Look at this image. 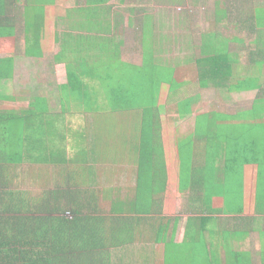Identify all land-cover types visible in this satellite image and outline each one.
<instances>
[{
    "label": "crops",
    "instance_id": "0c3cea01",
    "mask_svg": "<svg viewBox=\"0 0 264 264\" xmlns=\"http://www.w3.org/2000/svg\"><path fill=\"white\" fill-rule=\"evenodd\" d=\"M167 1L0 0V9L3 8L0 11H4V14L0 13V69H5L3 74L9 75V78L0 80V88L9 85V82L12 83L10 89L21 93L22 109L25 108L27 113L35 109L36 100L41 96L50 100L47 138L55 129L54 117H64L62 122L69 126L66 127L63 136L57 140H51L50 160L53 161L56 155H60L61 162L59 163L64 171V185L68 189L77 188L87 176L85 180L93 185L111 189L109 196L100 199L105 212L96 211L101 216L105 215L106 222L111 227L123 229L125 221L128 223L138 217L147 220V223L141 226H131L132 228L128 226L125 230L131 232L124 234L125 239L121 246L110 250V257L106 256L102 259L99 251L91 253L95 264H182L183 251L190 253L195 264H264L262 255L261 259L258 256V253L263 250L261 242L264 241V208L257 210L253 206L257 201L264 200V176L257 159L259 166H246L245 164V161L250 163L253 160L252 157L256 158L252 146L247 148L246 152L239 154V150L229 143L217 141L219 138L215 141L209 140L195 133L196 130H202V124L199 126L196 124V115L204 113L236 116L235 114L246 112L249 114V120L254 124L264 122V111L258 119L253 113L254 100H259L262 93L257 90L230 93L229 83L233 84L244 78L234 73H232L233 77L226 82L223 81V86L210 90H204L199 86V78L182 75L183 60L196 55L186 52L198 49L204 36L206 40L215 42L218 51L226 45L230 47L233 42L239 43L236 38L231 37L229 30L233 31L232 33L236 32L240 20L219 19L215 12L216 18L210 23L208 29L200 33L198 37L192 38L194 26L192 21L196 20L194 14L198 12L199 7L207 10L205 6L213 4L214 0H173L176 15L169 23L164 14L166 5L159 6ZM244 1L247 2V0ZM190 8H196V12L190 14ZM18 12H22V15L15 16L14 13ZM28 12L32 14L29 15ZM68 13L71 14L67 16ZM28 15L29 25L26 24ZM171 23L175 24V29L170 25ZM247 23L250 27L257 29L255 21ZM221 24H226L227 27L223 32L217 28ZM211 28L213 30L210 33ZM251 32L255 34L254 31ZM238 34L241 35V32ZM68 35L69 41L76 42L77 46L87 44V48L79 47L85 49L86 52L75 48H71V51L70 48L65 49L62 41ZM194 39L198 40V44H194ZM89 41L100 43L98 47L100 49L110 47L111 51H95L96 44ZM104 42L105 47L102 45ZM174 43L178 45V49L171 52ZM189 43L192 45L190 46ZM126 44L132 48L136 47L137 55H131L134 53L130 52L129 47L125 52ZM183 44H189L188 51H184ZM59 54L85 56L88 70L83 71L80 67H73V71L77 77L84 76V82L95 89L97 86L101 88L100 83H92L90 82L92 80L85 77L97 78L109 73L110 69H107L100 59L103 58V54H111L103 60L110 62L117 59L122 65L121 71L133 69V67L139 71L147 65L148 74L145 76L143 73L146 78L165 77L170 70L174 69L175 76L180 75L174 82L178 88L182 87L178 91L180 98L198 100L192 106L203 99L206 103H210L216 98L210 94L224 90L227 95L239 100L243 97L251 98L250 107L236 113L210 108V110L193 115L191 106L192 127L189 128L184 125L188 116L181 114L183 102L169 103L167 98L172 87L168 82H161L159 86L158 84L154 86L158 93L151 96V98L157 96L160 99L159 114H155L159 115L158 117L151 115L116 117L111 120L113 125L110 137L98 136L96 141L92 142L91 133L88 130L89 124L85 122L102 124V120L97 119L95 111V108H101L102 100L93 97L89 92L90 99L70 97L72 99L69 98L66 103L58 104L62 90L68 88V91L77 95L76 92H79L83 86L69 83L67 72L70 61L65 59L63 62H57ZM97 54H101V58H98ZM145 54L149 55L144 56ZM214 55L216 54H209V56ZM237 55L242 65H245L246 71L257 72V65L252 58L247 59L244 54ZM135 57L141 58L139 63H133ZM98 63H102V73L96 65ZM39 65L43 66L45 71H40ZM189 65L193 66L191 62ZM34 67L36 70L32 72ZM209 67L208 73L214 72L213 67L210 65ZM189 71L192 73L194 67ZM215 71L227 73L228 69L224 67V69L216 70L215 67ZM260 72L264 74V67ZM44 82L47 84H43ZM187 88L192 89L193 92L189 96L183 91ZM12 102L14 99L0 101V104L12 105ZM60 106L65 107L63 113L55 111L60 110ZM28 108L31 110L27 111ZM22 109L18 110V115L21 114ZM3 113L4 115H0V121L4 116L15 115L16 111L10 110ZM252 115H255L254 120L251 118ZM204 121L209 124L207 118H204ZM231 122L240 124V126L245 125L241 119H233ZM141 123L145 124L143 130H147L145 132L149 135L145 138L142 159H140V139L135 135L141 129L139 128ZM150 124L156 127L148 129L147 125ZM184 133L190 134V137ZM252 135L249 140L250 144L253 143ZM236 138L243 140L242 135ZM184 141L188 143L182 145ZM29 146H32L31 141H29ZM161 150H163V158ZM183 158H188L189 162L193 163L200 162L202 167L206 159L215 160L219 171H222L224 166H227L230 171L237 169L239 183L238 181L236 183L235 176L232 179L228 178L227 184L223 185L225 188L216 192V196L220 197H214L211 201L212 204L228 201L249 205L233 210L227 208L221 213L212 212L211 210L214 209L212 205L207 210L196 213L198 209L196 197H198L200 178L188 175L193 184L189 186L188 191H181L179 172L184 166ZM89 162L93 166H89ZM140 166L144 179L142 178L143 180L139 183L138 181L141 180L139 179ZM242 166H244V175ZM153 168L157 169V172L152 173ZM161 168L167 172L166 189L162 194L166 213L158 216L153 210L154 196L148 195L146 190ZM151 204L153 206L149 212L123 210L124 212L120 213L119 211V207L122 210L124 206L135 208ZM223 206L229 207L228 205ZM152 219L155 221L151 222ZM186 226H188L187 237H185ZM134 228L138 230L135 231ZM134 231L141 233L135 235ZM76 247L74 242V248ZM86 257L87 254H84L73 260L81 264Z\"/></svg>",
    "mask_w": 264,
    "mask_h": 264
},
{
    "label": "trees",
    "instance_id": "16d2710c",
    "mask_svg": "<svg viewBox=\"0 0 264 264\" xmlns=\"http://www.w3.org/2000/svg\"><path fill=\"white\" fill-rule=\"evenodd\" d=\"M248 6L250 10L256 7L250 2L241 10L246 12ZM0 13L4 14V11H0ZM247 15L250 20L254 19L253 14ZM216 16L218 17L217 14ZM212 30L213 28L210 29V33ZM260 41L258 40L255 45L257 52L250 56V59L252 58L257 65L256 73L246 71L245 65H242L238 55L232 52L228 45L218 51L215 42L206 40L205 36L199 48L192 49L194 51L187 50L190 48L189 44L192 45L191 43L183 44L184 51H188L187 54L196 55L183 60L182 75L183 77L188 75L190 78L192 75L193 78H199V86L204 90L223 86L224 80L226 82V80L233 77L232 73L238 77H244L236 83H229V86L231 85L230 93L249 90L260 91L262 97L259 100H254L253 105V113L257 115L256 119H258L264 111V74L260 72L264 67V43L262 44ZM95 44L98 51H111L110 47H105V42L102 43L105 47L103 49L98 48L100 43L95 42ZM209 54L216 55L209 56ZM219 54H225V56H219ZM110 55L106 54L104 56L103 54V58ZM65 58L64 54H59L56 61L63 62ZM190 62L194 66L192 73L189 71ZM209 65L213 67L215 73H208V70H210ZM196 66H198V69H196ZM68 67L67 78L69 83L83 85L80 91L76 92L77 98L90 99L89 92H91L93 97L102 100L101 108H95L97 119L102 120V124L85 122V124H89L88 130L91 133L92 142H95L98 136L101 138L110 137L113 125L111 120L116 117L127 115L158 117L159 115H155L159 114L158 97L153 96L151 98L153 94L158 93L154 86L157 84L159 86L161 82H168L172 87V83L180 77V75L175 76L174 69L170 70L165 77L161 76L158 79L157 76L152 79L150 77L146 78L144 75L132 77L128 69L121 72L118 77L105 78L104 75H101L95 78L86 76L85 78L92 80L90 82L100 83L101 88L97 90L84 82V76L77 77L73 71V67H80L83 71L88 70L85 56L76 54L74 63ZM146 67L147 65L142 67L139 72L145 73ZM215 67L216 70L226 67L228 72L215 71ZM4 70L0 69V80L9 78V75L3 74ZM142 82L147 83L145 88L138 87ZM138 90H141V94H137ZM146 90L149 91L146 93ZM119 95L123 96L122 100L116 99ZM12 100V98L0 97V101ZM196 101L198 100H189L186 104H181V114L190 117L191 106ZM42 108L36 107L31 110L26 116L23 115V120L19 122V131L26 134L32 142L31 154L24 155L22 151L11 152L7 145L8 141L6 139L3 141V137L0 135V264H77L73 259L84 254H87V257L81 264H95L91 253L99 251L100 258L110 257V250L121 246L124 243V234L131 232L125 229L128 226L130 228L141 226L143 223H147V220L138 217L128 223L125 221L126 224L123 229L111 227L106 222L105 215L101 216L96 212L100 210L105 212L100 199L109 196L111 189L93 185L85 180L88 176L73 190L64 185V171H62L63 167L59 163L61 162L60 155H56L53 161L50 160V142L63 136L66 127L69 125L54 117L56 127L50 133L47 141H44L48 129L49 115H43L41 113ZM235 115L209 113L196 115V124L198 126L202 124V130H196L195 133L201 138L206 137L209 140L215 141L219 138L217 141L229 143L239 150V154L246 152L245 150L251 146L246 136L250 132L249 128L251 133L254 131V127L259 128V131L262 132L264 131V122L260 121L252 124L253 121L249 120V114L246 112ZM255 115L251 116L253 120ZM7 116H9L8 121H11L16 115ZM5 117L0 121V132L4 130ZM204 118L208 119L209 124L205 123ZM233 119L243 120L249 128L244 125L233 124L231 122ZM144 125L141 123L139 125L141 129L135 134L140 139V159H142V151L145 148V138L149 137L145 132L147 130H143ZM147 127L153 129L156 126L150 124ZM10 130H12V127ZM78 131L76 132L78 133ZM240 135H242V141L236 138ZM161 157L163 158V150H161ZM183 159L185 161H182V164L189 163L188 158ZM252 159L250 163L245 161L246 166H259L256 158L252 157ZM206 160L203 166L204 169L201 172L200 183H198V197H196L198 209H196V213H201L203 210L212 207L211 200L214 197H220L216 196V192L225 188L223 185L224 183L227 184L228 178L232 179L235 176L236 183L237 181L239 183L237 169L230 171L227 166H224L222 171H219L218 167L216 168L215 160ZM89 166L93 165L89 162ZM151 172L155 173L157 169L153 168ZM189 174L188 169L181 168L179 172L182 192L188 191L189 186L193 184L192 179L188 178ZM242 174L244 175V166H242ZM142 178L143 172L140 166L139 179L141 180L138 181L139 183L144 179ZM166 182L167 172L164 168H161L146 190L148 195L154 196L155 206L153 210L158 216L166 213L162 198V194L166 189ZM193 189L195 190L194 186ZM220 205L222 204L220 203ZM152 206V204L135 208L124 206L122 210L119 207V211L120 213L123 210L149 212L152 210ZM154 221V219L151 220V222ZM187 228L188 226L185 227V237H187ZM134 229L135 231L138 230V228ZM135 231L133 232L135 235L141 233ZM74 242L77 245L76 248H74Z\"/></svg>",
    "mask_w": 264,
    "mask_h": 264
},
{
    "label": "rangeland",
    "instance_id": "374dc122",
    "mask_svg": "<svg viewBox=\"0 0 264 264\" xmlns=\"http://www.w3.org/2000/svg\"><path fill=\"white\" fill-rule=\"evenodd\" d=\"M161 1V0H159ZM252 5H256V7H254L253 10H250L249 6L246 8V12L240 10L244 9L245 5L250 3ZM264 0H214L213 4H209L207 6H205V8H207V10H204V7H199L198 12H196V8H190L189 13L190 14H194L195 12V19L194 21H192V23L194 24L192 32V38H196L200 35V33L206 31L208 29V27L210 26V23L213 22V20L216 18L215 16V12L218 15L219 19H223L225 18L226 20L232 21V20H240V24L238 26V29H236V32L232 33L233 31L229 30L231 37L236 38L239 43H231L230 44V48L232 50V52H234L235 54H244V56L249 59L251 55L249 54H254L255 52H257L256 50V43L258 40H261L260 42L263 44L264 43ZM242 5H241V4ZM258 3H260V5H258ZM166 5V11L164 12L165 17L168 21V23L170 21H172V18L175 17L176 15V10L174 7V1L173 0H168L167 3L165 4H161L159 5L160 7ZM187 7V6H186ZM228 11V12H227ZM224 12V13H223ZM29 13V12H28ZM32 13H29V15ZM71 13H68V15H70ZM247 14H253V20L249 19V16ZM15 16L18 15H22V12H18V13H14ZM29 15L28 18L26 20V24L29 25L30 23V19H29ZM111 16V14L109 15V17ZM247 21H255L256 27L257 29H254L252 27L249 26V23H247ZM170 25H172V27H175L174 23H171ZM196 25V26H195ZM259 25H262L261 27ZM218 30L223 32L225 29H227L226 24H221L217 26ZM27 29V28H26ZM175 29V28H174ZM28 30V29H27ZM251 31H254V33H252ZM238 32H241V35L238 34ZM226 34V32H225ZM229 34V33H227ZM129 37H131V35H129ZM69 35L65 36V40L62 41V44L64 46L65 49L71 48L72 49H78L80 51H84L86 52L85 49L79 48V47H86L87 48V44L86 45H81V46H77L76 42H72L69 41ZM95 43V42H94ZM154 43V42H153ZM194 44H198V40L194 39ZM129 47V44H126V46L124 47L125 52H127V49ZM261 48V47H260ZM259 48V49H260ZM178 49V45L176 43L173 44V49L171 52H174L175 50ZM129 50L131 54L133 56L137 55L138 53V49L136 47L132 48L129 47ZM98 51V50H95ZM173 54V53H171ZM149 55V54H145L144 56ZM174 55V54H173ZM64 56L66 57L65 59H69L70 61V65L74 63V59L76 57V54H64ZM104 56H106V54H104ZM98 58H101V54H97ZM103 61V63L106 65L107 69H110L109 73L105 74L104 77L105 78H111V77H118L119 74H121V67L122 65L119 64V61L116 60H112L110 62H105L106 60L100 59ZM141 60V58L135 57L133 59V63H139ZM98 66L99 72L102 73V63H98L96 64ZM253 65H255V63H253ZM194 67V66H193ZM39 69L40 71H45L43 69V66L39 65ZM192 69V67H190V70ZM36 67H34V69L32 70V72H35ZM130 73L132 74V77L137 76V75H143V73H140L139 71H137L136 69H129ZM148 74V70L146 69L145 71V76ZM43 82V81H42ZM43 84H47L46 82H44ZM15 85V83L13 84ZM12 86V83L9 82V85H4L2 86V88H0V96H4V97H8V98H13L14 102H12V105H4V104H0V115H4L3 112H8L10 110H14L17 112H19V109H22L23 104L21 103L22 98H21V93H17L16 90H12L10 89ZM147 86L146 82H142L141 85H139L138 87L140 88H145ZM97 90H100V87H96ZM149 90H146V93ZM179 88L178 85L176 83L173 84L172 86V90L169 94V97L167 98L169 103L171 102H183V104H186L189 99L188 98H180V94H179ZM185 91L187 94V96L191 95L192 89H185L183 90ZM141 90H138L137 94H141L140 93ZM214 95L216 98L212 99L210 101V103H206V101H201L199 103H196L195 105L192 106V114H196L199 112H204L205 110H210V108L212 109H220L222 111H227L228 113H236L242 110H247L250 107V102H251V98L248 97H243L240 100L236 97H232L227 95V92L224 90H218V92L216 93H212L210 94V96ZM251 97L253 98L252 94H250ZM209 96V97H210ZM42 98H39L36 100V107H43L41 113L43 115H49V119H50V100L48 101L47 99H45L43 96H41ZM75 98L77 99L76 94H73L70 90L68 91V88H66V90H62L60 92V96L58 99V104H62V103H66L69 98ZM208 97V98H209ZM70 98V99H72ZM116 99L118 100H122L123 96L119 95ZM160 99H158V104H159ZM209 104V105H208ZM69 105H73V104H69ZM31 106V104H30ZM25 109V108H24ZM22 109V110H24ZM65 107L60 106V110H55L57 113L60 111L61 113L64 112ZM28 110H31V108H28ZM183 112V110H182ZM26 113V111H21V114L16 115L15 117L12 118L11 121H8L9 116L5 117L4 119V130L0 132V135L3 137V141L6 139L8 141V146L10 148L11 152H19L22 151L25 154H31V147L29 146V141H31L26 134L22 133L21 131H19V122H21L23 120V114ZM24 116H26L24 114ZM58 119L60 120V122H62V120H64V117L62 116H57ZM115 119V118H114ZM112 119V120H114ZM192 120H191V116L187 118V120L185 121L184 125L186 127L191 128L192 125ZM51 124V123H50ZM254 124V122L252 123ZM53 125L56 127V123L53 119ZM51 126V125H50ZM246 127H248L246 124L244 125ZM12 127V130H10V128ZM249 128V127H248ZM185 135H187V137H190V134L188 133H184ZM252 135V141L253 143L251 144L254 153H255V157L257 159V161L259 162V164L261 165V171L263 172V176H264V132L259 131V128L254 127V131L251 133V129L250 132L246 135L247 138L250 140V137ZM47 134L45 137L44 141H47ZM188 141H184L182 143V145L187 144ZM184 150V148H182ZM179 150V149H176ZM189 160V159H188ZM213 167V165H212ZM183 169H188L190 171H194L191 172L189 175L193 176L194 178H200L202 177L201 172L203 171V167L201 166V163H193V162H189L184 164ZM183 198V197H182ZM222 205H220V203L215 202L213 204L214 206V210L212 212H216V213H221L223 211H226L225 209L230 208V209H235L237 207H245L249 204H235V203H229L228 201L221 203ZM223 205H229V207H225ZM254 208H256L257 210H262L264 208V200H261L255 204H253ZM262 243V247L263 250H261L258 253L259 258L261 259V255L263 258L262 263L264 262V241L261 242ZM182 264H195L194 259L190 256V253H188L187 251H183L182 252Z\"/></svg>",
    "mask_w": 264,
    "mask_h": 264
},
{
    "label": "clouds",
    "instance_id": "9594fccd",
    "mask_svg": "<svg viewBox=\"0 0 264 264\" xmlns=\"http://www.w3.org/2000/svg\"><path fill=\"white\" fill-rule=\"evenodd\" d=\"M25 110H26V109H24V110H22V111H25ZM24 114L26 115V114H28V113L26 112V113H24ZM24 114H23V115H24ZM15 115H18V112L15 113Z\"/></svg>",
    "mask_w": 264,
    "mask_h": 264
}]
</instances>
